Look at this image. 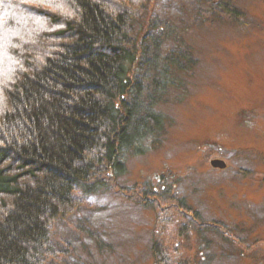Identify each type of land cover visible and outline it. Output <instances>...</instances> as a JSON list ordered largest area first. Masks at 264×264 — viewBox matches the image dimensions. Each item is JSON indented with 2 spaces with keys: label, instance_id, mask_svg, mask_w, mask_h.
<instances>
[{
  "label": "trees",
  "instance_id": "16d2710c",
  "mask_svg": "<svg viewBox=\"0 0 264 264\" xmlns=\"http://www.w3.org/2000/svg\"><path fill=\"white\" fill-rule=\"evenodd\" d=\"M29 1L40 6L0 3V264L65 255L54 228L82 209L76 194L108 186L129 155L146 152L162 128L159 106L193 68L188 49L143 46L151 34L136 24L147 0ZM158 208L154 264H190L179 242L197 213L181 201Z\"/></svg>",
  "mask_w": 264,
  "mask_h": 264
},
{
  "label": "rangeland",
  "instance_id": "374dc122",
  "mask_svg": "<svg viewBox=\"0 0 264 264\" xmlns=\"http://www.w3.org/2000/svg\"><path fill=\"white\" fill-rule=\"evenodd\" d=\"M24 13L17 19L32 22ZM145 30L144 47L188 49L193 68L159 106L162 128L146 152L129 155L108 186L76 194L84 205L56 224L65 255L51 264H154L158 207L175 212L180 201L197 223L179 259L264 264V0H147L136 33Z\"/></svg>",
  "mask_w": 264,
  "mask_h": 264
},
{
  "label": "water",
  "instance_id": "95a60500",
  "mask_svg": "<svg viewBox=\"0 0 264 264\" xmlns=\"http://www.w3.org/2000/svg\"><path fill=\"white\" fill-rule=\"evenodd\" d=\"M211 164H212L213 168H219V169H225L226 168V164L220 160H214V161H212Z\"/></svg>",
  "mask_w": 264,
  "mask_h": 264
},
{
  "label": "bare ground",
  "instance_id": "6f19581e",
  "mask_svg": "<svg viewBox=\"0 0 264 264\" xmlns=\"http://www.w3.org/2000/svg\"><path fill=\"white\" fill-rule=\"evenodd\" d=\"M83 189V188H82ZM77 196V195H76ZM80 200H82V198L80 196H78ZM83 201V200H82Z\"/></svg>",
  "mask_w": 264,
  "mask_h": 264
}]
</instances>
